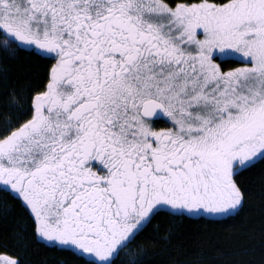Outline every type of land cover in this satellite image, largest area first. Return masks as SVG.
Instances as JSON below:
<instances>
[{
    "label": "snow or ice",
    "instance_id": "snow-or-ice-1",
    "mask_svg": "<svg viewBox=\"0 0 264 264\" xmlns=\"http://www.w3.org/2000/svg\"><path fill=\"white\" fill-rule=\"evenodd\" d=\"M257 169L264 0H0V264H179L177 226L227 229Z\"/></svg>",
    "mask_w": 264,
    "mask_h": 264
},
{
    "label": "trees",
    "instance_id": "trees-1",
    "mask_svg": "<svg viewBox=\"0 0 264 264\" xmlns=\"http://www.w3.org/2000/svg\"><path fill=\"white\" fill-rule=\"evenodd\" d=\"M28 71L26 66L13 69L16 75ZM245 181L251 198L245 212L227 229L187 222L177 226L172 254L179 264H238L241 259H258L259 251L264 247V174L254 170L245 175ZM5 232L4 225L0 224V238ZM218 249H222L223 255L218 254ZM244 249H254L255 256L237 254ZM28 258L31 264H75L66 253L31 246ZM156 260L158 264H170L167 255H158Z\"/></svg>",
    "mask_w": 264,
    "mask_h": 264
}]
</instances>
